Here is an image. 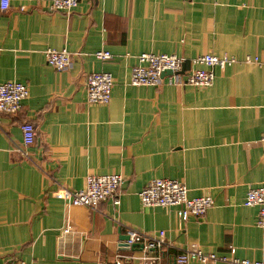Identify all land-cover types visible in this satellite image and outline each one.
Returning <instances> with one entry per match:
<instances>
[{"label":"crops","instance_id":"0c3cea01","mask_svg":"<svg viewBox=\"0 0 264 264\" xmlns=\"http://www.w3.org/2000/svg\"><path fill=\"white\" fill-rule=\"evenodd\" d=\"M50 1L2 9L0 0V84L29 87L18 113H0V264H175L189 248L264 261L258 208L244 204L264 187V0H80L71 12ZM49 47L69 49L71 64H49ZM142 52L183 56L186 70L204 66L192 63L203 53L234 61L209 67L206 87L168 83L166 73L159 85H133ZM92 71L115 78L108 104L88 101ZM25 122L37 131L30 146ZM103 174L124 177L119 205L54 196ZM154 179L179 180L214 206L187 219L179 207H145L139 194ZM128 228L164 231L166 244L122 248Z\"/></svg>","mask_w":264,"mask_h":264},{"label":"built area","instance_id":"2783aa9c","mask_svg":"<svg viewBox=\"0 0 264 264\" xmlns=\"http://www.w3.org/2000/svg\"><path fill=\"white\" fill-rule=\"evenodd\" d=\"M80 0H51L48 9L54 11L63 9L73 11ZM10 0H1L2 9H7ZM46 60L57 70H63L71 64L72 54L67 48L49 47L45 50ZM98 58L107 59L112 57L109 50L95 52ZM139 63L131 72L130 83L133 85H159L163 82V75L169 74L167 82L178 85H196L206 87L213 83L215 73L212 68L216 65L225 67L234 61L233 58L214 53H203L192 58L195 65L190 70L182 71L185 57L177 54L142 52L138 55ZM170 70V72H167ZM115 78L110 71H92L87 75V93L90 104H108L114 86ZM29 95V87L26 83L18 80H7L0 84V113H18L23 100ZM24 146L35 143L37 131L34 124L25 122L21 126ZM124 177L119 174H103L88 176L86 186L82 189L73 190L60 184L54 191V196L68 205L86 207L96 210L99 204L110 198L114 199L115 205L120 204L119 190ZM188 187L176 179H154L141 190L140 199L145 207H179L184 219L191 216L204 217L208 210L214 206L212 196L189 197ZM244 204L258 208L257 226L264 231V187H251L248 190ZM129 245L143 243L147 249H158L166 244L165 232L161 231L158 236H150L133 228H128ZM233 253L235 250H232ZM197 261L200 264H217L220 261L231 264H264V261L240 259L234 255L231 258L218 256L215 253H206L198 248L184 250L175 261V264H191ZM13 264H29L20 260Z\"/></svg>","mask_w":264,"mask_h":264},{"label":"water","instance_id":"95a60500","mask_svg":"<svg viewBox=\"0 0 264 264\" xmlns=\"http://www.w3.org/2000/svg\"><path fill=\"white\" fill-rule=\"evenodd\" d=\"M185 64H183V68H182V71L185 70ZM167 72H170V70H167ZM129 239V235L127 234L123 239H122V243H121V247L122 248H127V249H134L138 246L137 243L135 244H132V245H129L126 241Z\"/></svg>","mask_w":264,"mask_h":264}]
</instances>
